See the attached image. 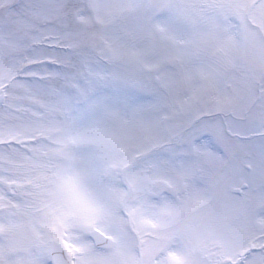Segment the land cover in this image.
I'll use <instances>...</instances> for the list:
<instances>
[{
    "label": "snow or ice",
    "instance_id": "1",
    "mask_svg": "<svg viewBox=\"0 0 264 264\" xmlns=\"http://www.w3.org/2000/svg\"><path fill=\"white\" fill-rule=\"evenodd\" d=\"M0 264H264V0H0Z\"/></svg>",
    "mask_w": 264,
    "mask_h": 264
}]
</instances>
